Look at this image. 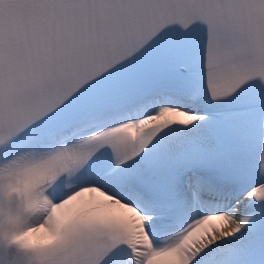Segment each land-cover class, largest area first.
Masks as SVG:
<instances>
[{
	"label": "snow or ice",
	"instance_id": "obj_1",
	"mask_svg": "<svg viewBox=\"0 0 264 264\" xmlns=\"http://www.w3.org/2000/svg\"><path fill=\"white\" fill-rule=\"evenodd\" d=\"M0 264H264V0H0Z\"/></svg>",
	"mask_w": 264,
	"mask_h": 264
}]
</instances>
